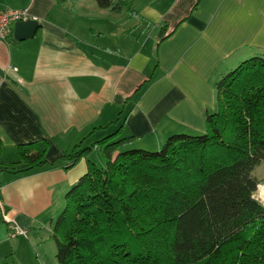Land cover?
<instances>
[{
	"label": "crops",
	"instance_id": "0c3cea01",
	"mask_svg": "<svg viewBox=\"0 0 264 264\" xmlns=\"http://www.w3.org/2000/svg\"><path fill=\"white\" fill-rule=\"evenodd\" d=\"M132 1L131 14L94 0H0L40 23L29 40H0V264H59L55 221L88 172L83 159L14 175L4 164L19 161L18 146L47 140L53 162L124 123L135 138L125 150H159L205 133L219 81L264 57V0Z\"/></svg>",
	"mask_w": 264,
	"mask_h": 264
},
{
	"label": "trees",
	"instance_id": "16d2710c",
	"mask_svg": "<svg viewBox=\"0 0 264 264\" xmlns=\"http://www.w3.org/2000/svg\"><path fill=\"white\" fill-rule=\"evenodd\" d=\"M94 1L135 13L132 0ZM217 106L205 133L173 135L155 151L125 150L135 138L123 136L124 123L53 162L47 140L18 146L19 161L4 164L14 175L88 162L55 221L59 264H264V205L253 176L264 162V57L219 81ZM3 150L0 137V159Z\"/></svg>",
	"mask_w": 264,
	"mask_h": 264
},
{
	"label": "built area",
	"instance_id": "2783aa9c",
	"mask_svg": "<svg viewBox=\"0 0 264 264\" xmlns=\"http://www.w3.org/2000/svg\"><path fill=\"white\" fill-rule=\"evenodd\" d=\"M33 19L27 9L17 8H0V40L8 41L14 34V26L17 22L28 21ZM4 218L7 221L9 217L4 214ZM20 229H16V234H23Z\"/></svg>",
	"mask_w": 264,
	"mask_h": 264
},
{
	"label": "water",
	"instance_id": "95a60500",
	"mask_svg": "<svg viewBox=\"0 0 264 264\" xmlns=\"http://www.w3.org/2000/svg\"><path fill=\"white\" fill-rule=\"evenodd\" d=\"M40 23L36 19L20 21L15 25L14 38L17 41H26L35 37Z\"/></svg>",
	"mask_w": 264,
	"mask_h": 264
},
{
	"label": "rangeland",
	"instance_id": "374dc122",
	"mask_svg": "<svg viewBox=\"0 0 264 264\" xmlns=\"http://www.w3.org/2000/svg\"><path fill=\"white\" fill-rule=\"evenodd\" d=\"M253 176L258 180V190L255 193V198L264 205L263 198L261 197L259 187L264 184V162L261 163L253 172Z\"/></svg>",
	"mask_w": 264,
	"mask_h": 264
},
{
	"label": "bare ground",
	"instance_id": "6f19581e",
	"mask_svg": "<svg viewBox=\"0 0 264 264\" xmlns=\"http://www.w3.org/2000/svg\"><path fill=\"white\" fill-rule=\"evenodd\" d=\"M259 190H260L261 197L263 198V201H264V184L260 185Z\"/></svg>",
	"mask_w": 264,
	"mask_h": 264
}]
</instances>
